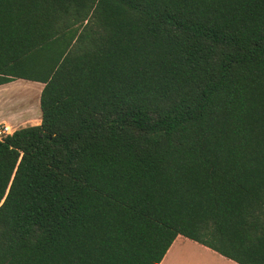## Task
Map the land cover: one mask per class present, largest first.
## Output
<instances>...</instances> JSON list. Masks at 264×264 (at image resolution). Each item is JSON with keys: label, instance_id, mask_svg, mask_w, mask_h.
I'll list each match as a JSON object with an SVG mask.
<instances>
[{"label": "trees", "instance_id": "obj_1", "mask_svg": "<svg viewBox=\"0 0 264 264\" xmlns=\"http://www.w3.org/2000/svg\"><path fill=\"white\" fill-rule=\"evenodd\" d=\"M0 264H159L177 235L264 264V0H0Z\"/></svg>", "mask_w": 264, "mask_h": 264}, {"label": "crops", "instance_id": "obj_2", "mask_svg": "<svg viewBox=\"0 0 264 264\" xmlns=\"http://www.w3.org/2000/svg\"><path fill=\"white\" fill-rule=\"evenodd\" d=\"M16 79L0 84V91L2 88L9 85H14L16 83H23L29 85H35L36 91L34 98L31 99V102L27 105V110L29 113L23 117L14 118L0 113V124L3 122L9 125L14 131L17 128L39 124L41 121V109L39 105V96L43 83L36 81L35 83L20 81L14 82ZM0 92V103L6 101L5 97ZM13 96V95H12ZM12 96L8 97L9 100H13ZM159 264H239L232 259H229L218 252L210 249L207 246H204L192 239H189L182 235H177L169 248L167 249L165 255L159 262Z\"/></svg>", "mask_w": 264, "mask_h": 264}, {"label": "rangeland", "instance_id": "obj_3", "mask_svg": "<svg viewBox=\"0 0 264 264\" xmlns=\"http://www.w3.org/2000/svg\"><path fill=\"white\" fill-rule=\"evenodd\" d=\"M19 80L32 82L31 80L20 79V78L16 79L14 82H19ZM33 82L35 83L36 81ZM35 91H36L35 85H29V83L23 84L21 82L2 88L0 92H2L1 94L3 95V97H5L6 101L0 103V113L4 115L7 114V116L9 115L14 118H19V117L21 118L27 115L29 113V109L27 110V105L29 102H31V99L34 98ZM10 95L11 96L13 95L12 96L13 100L8 99Z\"/></svg>", "mask_w": 264, "mask_h": 264}, {"label": "built area", "instance_id": "obj_4", "mask_svg": "<svg viewBox=\"0 0 264 264\" xmlns=\"http://www.w3.org/2000/svg\"><path fill=\"white\" fill-rule=\"evenodd\" d=\"M12 133V130L9 125L7 124H0V137Z\"/></svg>", "mask_w": 264, "mask_h": 264}, {"label": "bare ground", "instance_id": "obj_5", "mask_svg": "<svg viewBox=\"0 0 264 264\" xmlns=\"http://www.w3.org/2000/svg\"><path fill=\"white\" fill-rule=\"evenodd\" d=\"M9 110V109H8ZM8 112V111H7ZM7 115V114H6ZM9 116V115H8Z\"/></svg>", "mask_w": 264, "mask_h": 264}]
</instances>
